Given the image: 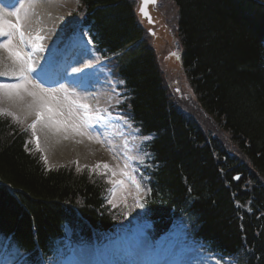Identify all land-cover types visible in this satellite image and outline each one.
<instances>
[{
    "label": "trees",
    "instance_id": "obj_1",
    "mask_svg": "<svg viewBox=\"0 0 264 264\" xmlns=\"http://www.w3.org/2000/svg\"><path fill=\"white\" fill-rule=\"evenodd\" d=\"M134 5L80 0L68 31L84 19L102 49L119 53L129 95L120 108L153 136L143 146L144 197L110 203L115 183L105 168L48 170L28 151L30 135L0 118V237L22 264H42L66 240L91 244L147 222L154 244L182 226L231 264H264V0H161L196 103L217 130L174 104Z\"/></svg>",
    "mask_w": 264,
    "mask_h": 264
},
{
    "label": "rangeland",
    "instance_id": "obj_2",
    "mask_svg": "<svg viewBox=\"0 0 264 264\" xmlns=\"http://www.w3.org/2000/svg\"><path fill=\"white\" fill-rule=\"evenodd\" d=\"M44 2L46 6L43 7L41 0H23L21 3L25 5V9L22 10L20 20V23L22 24V30L25 32V35L27 37H35L36 35H40L43 37L42 45L44 50L40 52L42 55H44L45 53H54V46L58 44L57 37L59 36V32H61L62 28L63 19L61 18V14L69 13L77 6V0H44ZM169 4L167 6V10L165 11H170ZM19 6L17 8H19ZM24 12L27 13L26 16L24 15ZM12 18L13 20L10 22L17 23V18L14 16H12ZM167 34L168 35L164 34L163 30H160L159 34L157 36L155 35V52L157 51L160 62L165 68V72H170L171 77L173 79H176L175 81L177 83L179 82L180 85L185 84L187 81L183 76V70L180 65L179 59L171 58L170 56H168V53L173 48L179 52V45H177V42L174 44V37L171 33ZM170 44H173L174 47H170ZM24 50L26 51V49ZM88 55L92 57L90 53ZM77 58L83 61L86 59V56H82V54H79ZM163 59H165L166 62ZM91 62L92 61L89 59L85 60L86 64H89ZM33 67L35 69V74L38 77V81L34 80V82L40 83L39 79L45 78L43 74L46 70H44L43 66L36 62H33ZM75 67H78V64H76ZM94 67V65L87 67L84 73V76L91 83V85L95 84L93 82V79H99L101 82L107 83L109 75L108 72L99 71L96 77H94ZM7 79L8 78L6 77L0 78V83L8 82ZM65 89H67L69 93H75L76 96H79L84 100V102L90 105V109L94 117L92 123L98 125L99 132L91 133L88 128H85L83 126L74 128L73 123L76 121L78 116L82 115V110H73L70 114L71 106L68 105L67 102L60 99V96L58 95L60 103L56 104L55 102L50 101V103L53 104L54 111L50 114L46 112L45 117L41 120V122L43 123L44 127L52 129L53 133H59L63 135L66 140L73 141V143L79 146L80 153L76 154L73 148L69 160L60 161L59 163L54 162V164H52L50 162V159H46L48 158V155L46 154V151L40 147V144L38 142L39 138L37 136L36 150L42 151V153L44 154V159L46 160L48 169L73 165L78 171H81L85 168H90L93 170L99 168L97 167V165L102 166L106 164L108 165V169L112 172V177L117 185L116 189L114 190L113 196L114 204H119L126 197L142 198L144 195V190L140 179L136 176V173H138V169L144 168L143 165L145 164V154L141 153L139 148L136 147L142 144L144 140H136L133 138V141H124L127 136L123 133V130H121V125L118 128L117 126H114L115 123H112L114 121L120 122L121 118H113L110 116L109 107L121 103L122 99L118 98V96L121 95L122 92L118 90V95H116V92L112 93L115 88H112L110 86H106L105 88L98 87L92 94L89 92L79 93L75 89L71 88ZM187 94L190 96L191 100H195V96L192 93L190 87H188ZM31 99V97H28L25 94L23 100H14L15 102H17L16 106L14 103H11L10 105L9 101L5 98L0 99V110H3V112L0 114L13 117L16 120V123L20 122L25 126H31L33 124L31 121H33L34 119H32V117L27 114L19 115L17 111L18 109H15V107H18V105L20 104L25 108L27 112L31 111L28 108V104H30ZM186 105L188 107L187 110L190 111L192 108L191 102H186ZM194 110L197 113H200H198L199 116L195 118V120L199 124H202L203 121L205 123L206 120V122L208 123H206V128L208 130H217L215 127V122L210 118L207 119V117L203 115V112L199 110L198 105L195 106ZM9 112L12 113V115H9ZM95 117H102L103 119L97 122ZM203 126H205V124ZM129 146H135L136 149L134 153L126 151ZM126 165L127 168L125 167ZM122 171L129 173V175H122ZM113 173L116 174L113 175ZM119 181H123V184L119 183ZM137 183L140 185L139 188L136 187ZM130 238L131 237L125 239L126 247H129L136 258H138L139 264H147L148 262L146 261V255H148V253L150 252L148 249L149 243L147 239L141 235L133 240ZM134 248H138V254L134 252ZM108 252L110 253L111 249H109ZM97 253L98 252H93L91 247L74 248L69 260L66 261L65 264H96L94 261V257ZM184 257L186 260L183 262V264L194 263H192L191 260L187 259V255ZM102 258L103 261L99 260L100 263L102 262L104 264H109L108 262H110V258H106L105 256H103ZM126 264H130V262L126 260Z\"/></svg>",
    "mask_w": 264,
    "mask_h": 264
},
{
    "label": "snow or ice",
    "instance_id": "obj_3",
    "mask_svg": "<svg viewBox=\"0 0 264 264\" xmlns=\"http://www.w3.org/2000/svg\"><path fill=\"white\" fill-rule=\"evenodd\" d=\"M147 3V0H145ZM25 9L23 3L19 8L15 10H8L6 6H0V49L8 53V59L11 61V65H4L3 58H0V65H3L4 70H0V77L9 78L11 82L0 83V99H19L23 100L24 95L32 98V102L28 104V108L35 113L36 122L31 125L33 131L36 129V125L41 122L45 117V112L52 113L54 111L53 104L60 103V99L67 102L70 105V114L73 110H82V115L78 116L73 123L74 128L83 126L85 128L92 127V120L94 119L90 105L84 102L82 98L76 96L75 93H69L63 86L60 88L45 89L40 83L34 82L32 73L35 72L33 67V55L36 52H42L43 37L36 35L35 37H27L22 30L21 13ZM141 12L144 9L141 8ZM26 16L27 13L24 12ZM14 16L17 18V23H12L6 17ZM29 48V51H25V48ZM58 95L60 99H58ZM3 110H0L2 113ZM12 115V113H8ZM97 122L102 120V117H95ZM60 123V122H58ZM97 167L108 168V165H97ZM127 168V165L125 166ZM116 173H113L115 175ZM122 175L128 176L129 173L122 171ZM239 179V177H237ZM123 184V181H119ZM136 187L140 185L137 183Z\"/></svg>",
    "mask_w": 264,
    "mask_h": 264
},
{
    "label": "bare ground",
    "instance_id": "obj_4",
    "mask_svg": "<svg viewBox=\"0 0 264 264\" xmlns=\"http://www.w3.org/2000/svg\"><path fill=\"white\" fill-rule=\"evenodd\" d=\"M41 3L44 6L45 2L44 0H41ZM64 14V13H63ZM61 14V16L63 15ZM9 20H12V16L6 17ZM0 58H3L4 65H11V61L8 59V53L2 49H0ZM0 70H4L3 65H0ZM6 99V98H5ZM8 100V99H7ZM15 99L8 100L9 104L11 103L17 105V102L14 101ZM32 102V99L30 100ZM30 102V103H31ZM15 109L18 111V114H27L32 117V119H36L35 113L31 111H26L25 108L22 105H18V107H15ZM46 113V112H45ZM49 114V113H48ZM36 132L38 135V142L40 144V147L46 151V154L48 155V158L50 159V162L54 164V162H60V161H67L71 157L72 149L74 148L76 154L80 153V148L78 145L73 143L71 140H66V138L59 134V133H53L52 129H48L44 127L43 123L40 122L37 124Z\"/></svg>",
    "mask_w": 264,
    "mask_h": 264
},
{
    "label": "water",
    "instance_id": "obj_5",
    "mask_svg": "<svg viewBox=\"0 0 264 264\" xmlns=\"http://www.w3.org/2000/svg\"><path fill=\"white\" fill-rule=\"evenodd\" d=\"M141 1H142V7H141V8H143V9H144V12L147 13V15H145V14H143V13L141 12L142 16H143V18L146 19L149 23H152V22H151V18H150V16H149L148 12H147V10H148V6H149V5H153V7H154V6L156 5V3H157L158 0H147V3H145V0H141Z\"/></svg>",
    "mask_w": 264,
    "mask_h": 264
}]
</instances>
